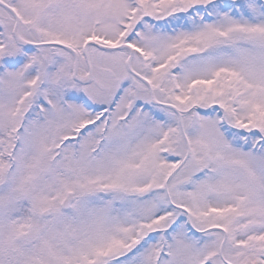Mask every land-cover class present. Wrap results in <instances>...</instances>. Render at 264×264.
Listing matches in <instances>:
<instances>
[{"label":"snow or ice","instance_id":"snow-or-ice-1","mask_svg":"<svg viewBox=\"0 0 264 264\" xmlns=\"http://www.w3.org/2000/svg\"><path fill=\"white\" fill-rule=\"evenodd\" d=\"M0 264H264V0H0Z\"/></svg>","mask_w":264,"mask_h":264}]
</instances>
